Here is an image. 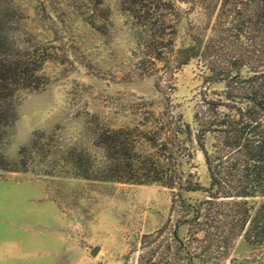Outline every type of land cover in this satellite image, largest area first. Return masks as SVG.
<instances>
[{
	"label": "rangeland",
	"instance_id": "374dc122",
	"mask_svg": "<svg viewBox=\"0 0 264 264\" xmlns=\"http://www.w3.org/2000/svg\"><path fill=\"white\" fill-rule=\"evenodd\" d=\"M16 1L25 16L15 25L16 42L38 44L54 59L41 68L46 88L35 96L24 92L15 109H35L65 97L69 107L48 132L35 134L41 148L25 154L24 168L0 169V264H137L152 253L154 259L174 230L185 242L187 228L177 224L181 214L171 208L175 190L72 177L67 167L51 159L74 141L75 147L100 156L91 149V139L79 134L74 119L83 121L91 133L121 126L154 127L156 120L164 123L180 115L194 131L192 115L199 111L201 99L215 98L223 83H203L205 59H191L173 71L141 60L121 0ZM209 19L197 11L184 12L176 26L175 48L189 44V22L199 38H209L213 18ZM140 69L150 73L139 74ZM240 74L245 76V69ZM211 143L206 135V152ZM192 150L191 167L184 169L207 187L202 154L195 146ZM49 153L54 156L49 158ZM2 156L9 163L17 160ZM180 194L190 204L206 198L202 192ZM200 246L190 243L196 253ZM230 262L264 264V249L250 248L239 237L221 264Z\"/></svg>",
	"mask_w": 264,
	"mask_h": 264
},
{
	"label": "trees",
	"instance_id": "16d2710c",
	"mask_svg": "<svg viewBox=\"0 0 264 264\" xmlns=\"http://www.w3.org/2000/svg\"><path fill=\"white\" fill-rule=\"evenodd\" d=\"M180 5L185 13L197 11L213 23L211 36L202 40L189 22V44L176 49V26L184 13ZM121 9L141 60L173 71L191 59H205L203 83H223L224 89L215 98L201 99L192 115L194 131L180 115L164 123L156 120L154 127L94 129L90 134L96 146L106 149L109 166L99 159L94 167L78 147L67 148L51 162L67 167L72 177L176 191L171 208L181 214L177 224L186 226L187 240L182 243L174 230L154 259L152 253L137 264H221L239 237L250 248L264 249V0H121ZM21 12L16 0H0V142L15 119L20 96L48 85L41 68L54 59L38 44L16 42L15 25L25 19ZM206 135L212 139L209 152ZM193 146L202 154L207 187L184 169L191 167ZM36 147L41 148L35 138L12 163L0 155V169L24 168L25 154ZM181 192H202L206 198L190 204ZM192 241L201 245L197 253L190 249Z\"/></svg>",
	"mask_w": 264,
	"mask_h": 264
},
{
	"label": "clouds",
	"instance_id": "9594fccd",
	"mask_svg": "<svg viewBox=\"0 0 264 264\" xmlns=\"http://www.w3.org/2000/svg\"><path fill=\"white\" fill-rule=\"evenodd\" d=\"M18 50L22 51V49ZM28 95L35 96L37 93L35 91H29ZM68 107L69 104L65 97L58 103L49 101L35 109L26 108L21 110L20 108H16V119L10 127H6L8 129V134L5 136L4 140L0 142V155H4L8 159H15L18 157L22 149L31 147L32 141L35 139V134L37 132H48L53 126L54 120L63 114ZM72 123L79 125L80 135H83L86 139H91V149L101 154L100 156H96L93 151H90L88 148H82L92 160L93 166H97V161L99 159L105 162V168L109 166L111 161H109L107 157L106 149L103 146H96L95 137L88 132L84 122L74 119ZM75 146L76 141L69 145L70 148Z\"/></svg>",
	"mask_w": 264,
	"mask_h": 264
},
{
	"label": "water",
	"instance_id": "95a60500",
	"mask_svg": "<svg viewBox=\"0 0 264 264\" xmlns=\"http://www.w3.org/2000/svg\"><path fill=\"white\" fill-rule=\"evenodd\" d=\"M94 251H95V248H93V249L91 250L90 254L93 255V254H94Z\"/></svg>",
	"mask_w": 264,
	"mask_h": 264
}]
</instances>
